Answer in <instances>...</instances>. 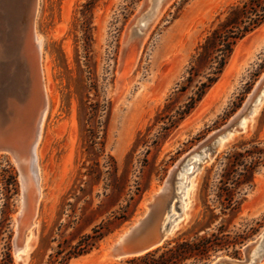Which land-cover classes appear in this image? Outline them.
<instances>
[{"label": "rangeland", "instance_id": "1", "mask_svg": "<svg viewBox=\"0 0 264 264\" xmlns=\"http://www.w3.org/2000/svg\"><path fill=\"white\" fill-rule=\"evenodd\" d=\"M84 1L38 0L35 27L51 92L36 146L40 195L30 229L34 242L18 257L23 262L13 252L18 168L8 154L0 155V258L9 254L13 264H59L57 251L99 224L107 233L98 246L67 264H125L130 257L105 259L101 247L147 211L172 166L222 127L264 76L263 23L236 42L217 81L182 115L209 71L200 45L217 16L223 19L240 0H150L124 50L127 26L143 0H97L87 47L80 25ZM247 125L211 159L209 148L200 153L204 159H190L192 170L180 174L171 206L174 216L180 214L179 229L168 241L209 233L219 224L231 235L256 231L236 246L238 257L229 249L190 264L243 260L245 244L264 229V166L255 169L251 185L241 187L235 209L222 213L219 204L227 153L252 149L256 142L264 146V93Z\"/></svg>", "mask_w": 264, "mask_h": 264}, {"label": "water", "instance_id": "2", "mask_svg": "<svg viewBox=\"0 0 264 264\" xmlns=\"http://www.w3.org/2000/svg\"><path fill=\"white\" fill-rule=\"evenodd\" d=\"M143 0L139 13L129 22L122 49L126 48L131 31L138 25L141 13L146 9ZM38 0H0V153L11 155L16 163H26L36 176L35 147L40 134L42 121L47 109V94L42 67V51L36 33L35 17ZM264 92V76L253 88L241 107L219 129L213 131L197 148L189 151L170 169L162 186L151 194L147 211L120 230L105 248L107 258L120 260L138 256L160 247L173 235L171 225L176 217L171 212L172 200L180 180V174L190 158L204 148H209L211 159L224 145L221 139L231 133L232 139L244 131L243 125L252 119V114L260 103ZM228 140V141H229ZM25 162V161H24ZM162 207L155 208V201H163ZM19 209L14 217L16 234L13 239V252L23 248L25 236L32 228L33 220L21 228L23 213L27 209L25 193H20ZM244 259L219 258L212 264H260L264 261V229L257 237L244 246ZM22 262L21 258H18Z\"/></svg>", "mask_w": 264, "mask_h": 264}, {"label": "trees", "instance_id": "3", "mask_svg": "<svg viewBox=\"0 0 264 264\" xmlns=\"http://www.w3.org/2000/svg\"><path fill=\"white\" fill-rule=\"evenodd\" d=\"M96 1L85 0L80 8V25L85 47L89 45L91 39L90 15ZM217 20V25L199 47L205 50L209 57V71L205 80L199 81L195 96L187 102L182 110V115L187 114L208 88L217 81L236 42L264 23V0H240L238 3L228 6L224 18L220 19L217 16ZM85 53V57H87V48H85ZM192 69L193 66L190 68L188 81L192 80L194 74ZM259 144L261 142H256L252 149H245L244 152L234 149L227 153V167L219 180L218 196L222 213L235 209L241 203V200L237 199L241 187L245 184L251 185L255 169L264 166V146L261 147ZM255 231L256 228L251 227L249 232L235 231L231 235L223 224H219L215 230L209 233L204 232L192 238L185 236L174 238L160 247L126 259L125 264H190L207 261L212 254L229 249H231L232 256L238 257L239 250L236 246ZM106 233L103 224L92 227L90 232L81 235L74 245L69 246V249L60 248L57 251L58 263L67 264L69 258L88 253L98 246V242ZM0 264H13L10 255L7 254L0 258Z\"/></svg>", "mask_w": 264, "mask_h": 264}, {"label": "bare ground", "instance_id": "4", "mask_svg": "<svg viewBox=\"0 0 264 264\" xmlns=\"http://www.w3.org/2000/svg\"><path fill=\"white\" fill-rule=\"evenodd\" d=\"M157 10H158V8H157V5H156L155 9L152 12V16L149 18L150 20H153V18L155 17V15L157 13ZM147 23H149L148 20L143 25H145ZM36 33H37V30H36ZM37 37L39 39V42H40V45H41V51H42V37H41V35H39V33H37ZM42 67H43V73H44V79H45V88H46V94H47V100H48V94L51 92V81H50V74H49L48 62L43 57H42ZM263 93L264 92H262L260 94V96H262ZM47 104H48V102H47ZM245 120L246 119H244L242 121L243 125L245 123H246L245 125H247V120L246 121ZM40 132H41V130H40ZM39 137H40V134H39ZM39 137H38V140H39ZM229 138H231V133H228L227 135H225L221 139V145H224L225 142L229 140ZM38 140H37V143H38ZM37 143H36V146H37ZM200 153L201 152L195 153L191 158H195V160H202V159H204V155H201ZM1 154L2 153H0V155ZM3 154H7V153H3ZM35 155H36V147H35ZM7 157H9V159H11L13 161V163H15V165L18 168L21 192L22 193H25L26 194V198H27V209L23 213L22 220H21V226H20L21 228H24L28 224V222L30 220H33L34 215H35V212H36V205H37L38 198H37V200H35V194H36L35 175H34L33 172H31L28 169V166H27V163H26L27 158H25V157L23 158V160L25 162L23 161L21 163H16L14 161V159L11 157V155L8 154ZM191 164H192V161L189 160V162L187 163V165L183 168V171L181 172V174L183 172H187L188 170H192V167H190ZM36 176H37V183H38V190H39V175H38L37 157H36ZM181 193H182V190H181ZM186 193H187V190H185V193L184 194L186 195ZM39 195H40V190H39V193H38V197H39ZM181 209H183V211H184V208H181ZM183 211H182V213H183ZM15 216L16 215H14L13 217H15ZM178 216H176L173 219V221H172V225H171V229H170L171 232H174L175 230L178 231V229H179V228H175L176 227L175 226L176 225L175 220L178 218ZM33 223H34V220L32 222V225H33ZM33 242H34V237H33V234H31V232L29 230L28 233L25 236V244H24L23 248L20 249L21 251L19 252V254L16 255L17 256L16 259H18V257H20L21 255L25 254L32 247ZM106 246L104 245V246L101 247V250H102L101 257H103V258L106 257L105 256V248H106ZM105 259H111V258H107L106 257ZM23 261H24V259H22V262Z\"/></svg>", "mask_w": 264, "mask_h": 264}]
</instances>
